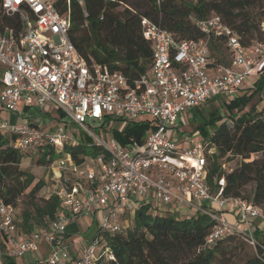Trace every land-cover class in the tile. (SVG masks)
<instances>
[{
  "label": "built area",
  "instance_id": "obj_1",
  "mask_svg": "<svg viewBox=\"0 0 264 264\" xmlns=\"http://www.w3.org/2000/svg\"><path fill=\"white\" fill-rule=\"evenodd\" d=\"M3 18L18 25H5ZM195 24L203 38L180 40L143 18L141 32L151 47V63L145 75L130 80L77 51L69 40V12L60 13L58 0H0V107L20 120L15 126L0 119V131L12 137V148L21 152L44 145L60 152L65 145L78 143L83 133L104 150L80 164L69 155L50 164L52 193L63 213L46 229L20 234L17 209L0 202V258L21 260L44 249L36 260L40 264L113 261L103 235L122 233L128 227L124 217L151 199L175 205L173 212L184 218L206 215L213 226L205 246L233 235L258 246L253 223L259 220L264 228L263 209L226 196L223 174L214 177L212 185L208 182V158L215 147L201 139L177 142L166 132L178 136V123L183 126L189 111L232 97L247 79L264 76V20L263 38L250 46H243L218 15ZM212 37L222 41L225 63L212 57ZM46 104L68 118L79 135L25 123L18 113L20 107ZM143 119L153 120L156 128L140 144L130 139L120 146L112 137L105 142L99 136L109 131L103 129L107 122L119 129ZM227 164L221 165L225 174L232 170ZM180 207L184 212H176ZM97 210L101 221L96 234L90 241L74 242L81 245V253L72 260L65 245L66 228Z\"/></svg>",
  "mask_w": 264,
  "mask_h": 264
},
{
  "label": "trees",
  "instance_id": "obj_2",
  "mask_svg": "<svg viewBox=\"0 0 264 264\" xmlns=\"http://www.w3.org/2000/svg\"><path fill=\"white\" fill-rule=\"evenodd\" d=\"M121 6H124L122 10ZM58 9L61 14L69 12V40L86 60L110 71H119L130 80L145 75L151 63V47L141 32L143 18L174 33L180 40H197L203 38V34L195 21L215 14L233 30L243 46L263 38L264 0H58ZM11 22L18 25L16 20L4 19L5 25ZM209 43L212 57L224 62L222 56L217 57L222 41L212 37ZM263 90L264 76L250 87L243 85L236 95L221 100L225 116L218 109L204 112L207 104L218 100L214 99L189 111L186 120L187 124H196L192 134L198 133L201 141L215 147V153L208 158L209 184L212 185L214 177L223 174L226 196L250 201L264 211V112L257 111L255 106L246 110ZM58 114L59 118L64 116ZM226 118L232 122V127L226 124ZM155 128L153 120L143 119L127 123L121 130L115 127L110 132L118 145L125 146L130 139L142 143ZM80 136L78 143L65 145L60 152L47 145L37 148L41 151L38 162L52 164L57 158L69 155L80 164L104 154L88 135ZM22 154L12 148V137L0 131V202L17 209V231L29 235L46 229L63 209L53 193L37 198L45 181L35 182L31 173L20 168ZM259 154L261 157L251 159ZM235 158L240 159L239 165L225 174L221 165ZM249 184H253V189L246 194ZM155 211H151L148 204L142 205L130 216L133 222L122 233L104 234L102 240L114 260L97 264H264V241L260 234H254L258 241L256 247L236 235L205 246V238L213 226L206 215L177 219L170 213L163 215ZM18 261L7 256L0 258V264H21ZM33 264L40 263L34 261Z\"/></svg>",
  "mask_w": 264,
  "mask_h": 264
},
{
  "label": "rangeland",
  "instance_id": "obj_3",
  "mask_svg": "<svg viewBox=\"0 0 264 264\" xmlns=\"http://www.w3.org/2000/svg\"><path fill=\"white\" fill-rule=\"evenodd\" d=\"M130 2H138L141 0H129ZM124 6H121L119 9L122 10ZM220 48V54L217 57H224V51L222 47ZM216 56V55H214ZM254 78L247 79L245 81V86L250 87L252 85V82L254 81ZM260 99V101L258 100ZM255 106L257 111L264 112V90L259 96H255L250 104L248 105V110L250 107ZM218 109L220 114L225 116V109L224 106L221 105V100H216V102H212L210 104H207L204 108L205 111H212ZM19 115L22 117V120L25 123L33 122L36 125L45 128L52 132H57L58 130L61 132H66L68 134L76 133L79 135V132L77 129L73 128V126L70 125V120L68 118H59V114H56V111L53 109V106L50 104H46L42 107H32L27 108L24 110L22 107L18 109ZM0 119L3 121L8 122L9 124H13L15 126H18L20 124V120L16 115L9 114L2 110L0 107ZM180 122V121H179ZM181 123H178V136H172V130H167V135L169 137H172L175 141L179 142L181 139H192L194 142L199 139L198 133L192 132L195 130L196 124H187V120H184L183 126L180 125ZM226 124L229 127H232V122L229 121L226 118ZM91 125V123H90ZM104 130H109L107 133H101L99 136L101 139H103L105 142H108L111 138V132L110 129H115L114 125H112L111 122H107L106 126L103 127ZM123 129V126L119 128V130ZM95 133V132H94ZM96 134V133H95ZM97 135V134H96ZM93 140V139H92ZM41 151L40 149H29L27 151L23 152V162L20 165V168L28 173H31L35 177V182L39 179H43L45 181V186L40 190V192L37 194L38 199H42L44 197H47L49 194L52 193V185L54 184L52 181V171L50 170V164H41L38 162V159L40 157ZM258 157H261V155H253L251 159H256ZM60 158H57L52 165L56 161H58ZM240 159L235 158L232 161H230L226 168L234 169L239 165ZM253 189V184H249L246 186L245 191L246 194H250V192ZM175 205L172 204H162L160 202H157L154 199H151L149 202V208L152 211V209H155L157 212L161 214H168L172 215L175 218L182 219L184 216L175 214L173 212V208H175ZM24 206H20V210H22ZM176 212H184V208L180 207L176 210ZM124 220H126V224L131 225L130 223L133 222L132 218L127 215L124 217ZM101 221V211L97 210L93 214L78 217L74 222L69 223L66 232L72 236H66V248L68 252L72 255V257H76L78 253H81V245L75 244L74 242L77 240H80L79 238L86 239L87 241L92 237V235L96 231V227L100 225ZM252 248V247H251ZM253 249V248H252ZM44 253V249H40L37 252L29 253L25 255L21 260L18 262L21 264H33L34 261L39 260L42 258ZM236 253V252H234Z\"/></svg>",
  "mask_w": 264,
  "mask_h": 264
},
{
  "label": "crops",
  "instance_id": "obj_4",
  "mask_svg": "<svg viewBox=\"0 0 264 264\" xmlns=\"http://www.w3.org/2000/svg\"><path fill=\"white\" fill-rule=\"evenodd\" d=\"M255 81H256V79L252 82V84ZM253 232H254V234H260L261 240L264 241V228L260 224L259 220H257L256 222L253 223ZM66 235H69V234L66 233ZM43 255H44V253H43Z\"/></svg>",
  "mask_w": 264,
  "mask_h": 264
}]
</instances>
